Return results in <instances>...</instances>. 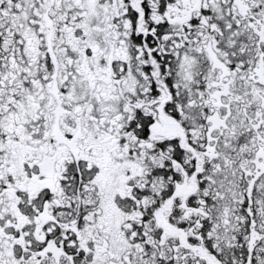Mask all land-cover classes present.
I'll return each mask as SVG.
<instances>
[{
	"label": "flooded vegetation",
	"instance_id": "flooded-vegetation-1",
	"mask_svg": "<svg viewBox=\"0 0 264 264\" xmlns=\"http://www.w3.org/2000/svg\"><path fill=\"white\" fill-rule=\"evenodd\" d=\"M7 151L0 264H264V0H0Z\"/></svg>",
	"mask_w": 264,
	"mask_h": 264
},
{
	"label": "rangeland",
	"instance_id": "rangeland-1",
	"mask_svg": "<svg viewBox=\"0 0 264 264\" xmlns=\"http://www.w3.org/2000/svg\"><path fill=\"white\" fill-rule=\"evenodd\" d=\"M8 143H6L4 145V148L6 150H10V147L12 146V144H8ZM8 169H10L13 172H17L18 171L17 170L16 160L12 156L8 155V151H7L4 155L0 154V175H1V173H3V171H7ZM119 203L122 205L121 207H122V210L123 211L124 210L127 211L129 209L128 208V205L124 201H120ZM54 204H56V203H54ZM97 212H99V214H100L98 216L99 217V223L98 224H95V225L98 226L100 224H103L102 221H106V220H107V222H110V223L112 222L111 219H109L110 217H113L114 216V215H112V212H109V210H103L101 205H100V209H98ZM1 220H2V218H1V215H0V223H2ZM113 222H118V221L117 220H114ZM113 226H117V225L115 224ZM0 227H2L1 224H0ZM1 232H3V230H1ZM0 253H1V255L3 254L2 242L1 241H0ZM1 258H2V256H1Z\"/></svg>",
	"mask_w": 264,
	"mask_h": 264
}]
</instances>
